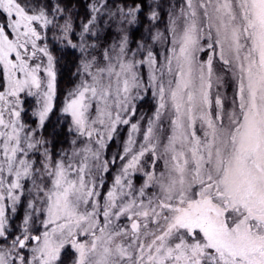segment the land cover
<instances>
[{"label":"snow or ice","instance_id":"snow-or-ice-1","mask_svg":"<svg viewBox=\"0 0 264 264\" xmlns=\"http://www.w3.org/2000/svg\"><path fill=\"white\" fill-rule=\"evenodd\" d=\"M0 264H264V0H0Z\"/></svg>","mask_w":264,"mask_h":264}]
</instances>
